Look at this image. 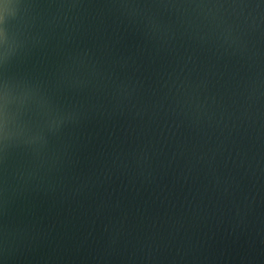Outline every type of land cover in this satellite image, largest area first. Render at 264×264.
<instances>
[{"label": "water", "instance_id": "water-1", "mask_svg": "<svg viewBox=\"0 0 264 264\" xmlns=\"http://www.w3.org/2000/svg\"><path fill=\"white\" fill-rule=\"evenodd\" d=\"M0 264H264V0H0Z\"/></svg>", "mask_w": 264, "mask_h": 264}]
</instances>
